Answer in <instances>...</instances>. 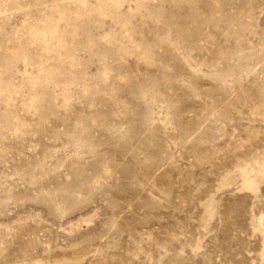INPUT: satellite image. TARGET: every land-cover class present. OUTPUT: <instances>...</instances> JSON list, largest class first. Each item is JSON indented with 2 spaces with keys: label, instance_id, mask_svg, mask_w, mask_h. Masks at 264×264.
<instances>
[{
  "label": "rangeland",
  "instance_id": "1",
  "mask_svg": "<svg viewBox=\"0 0 264 264\" xmlns=\"http://www.w3.org/2000/svg\"><path fill=\"white\" fill-rule=\"evenodd\" d=\"M0 264H264V0H0Z\"/></svg>",
  "mask_w": 264,
  "mask_h": 264
}]
</instances>
